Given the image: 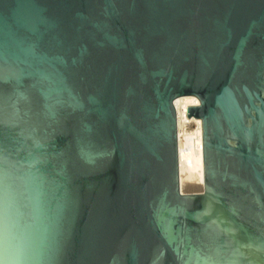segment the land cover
I'll return each mask as SVG.
<instances>
[{
    "label": "water",
    "instance_id": "95a60500",
    "mask_svg": "<svg viewBox=\"0 0 264 264\" xmlns=\"http://www.w3.org/2000/svg\"><path fill=\"white\" fill-rule=\"evenodd\" d=\"M0 261L264 264V0H0Z\"/></svg>",
    "mask_w": 264,
    "mask_h": 264
},
{
    "label": "bare ground",
    "instance_id": "6f19581e",
    "mask_svg": "<svg viewBox=\"0 0 264 264\" xmlns=\"http://www.w3.org/2000/svg\"><path fill=\"white\" fill-rule=\"evenodd\" d=\"M200 100L195 96H184V125L188 136L203 135V123L200 118L189 117V108L199 106Z\"/></svg>",
    "mask_w": 264,
    "mask_h": 264
},
{
    "label": "clouds",
    "instance_id": "9594fccd",
    "mask_svg": "<svg viewBox=\"0 0 264 264\" xmlns=\"http://www.w3.org/2000/svg\"><path fill=\"white\" fill-rule=\"evenodd\" d=\"M0 264H6V262L5 261H0Z\"/></svg>",
    "mask_w": 264,
    "mask_h": 264
}]
</instances>
